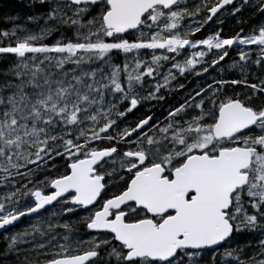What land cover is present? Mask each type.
<instances>
[{"label":"snow or ice","instance_id":"snow-or-ice-1","mask_svg":"<svg viewBox=\"0 0 264 264\" xmlns=\"http://www.w3.org/2000/svg\"><path fill=\"white\" fill-rule=\"evenodd\" d=\"M26 6L24 24L0 31L4 254L19 264H264V78L251 79L253 65L264 70V0ZM225 12L239 31L203 35ZM225 66L240 78L192 91L180 82ZM165 92L182 98L161 119L151 108ZM141 106L149 112L128 123ZM70 213L87 241L62 222ZM249 233L261 237L254 246Z\"/></svg>","mask_w":264,"mask_h":264},{"label":"trees","instance_id":"trees-1","mask_svg":"<svg viewBox=\"0 0 264 264\" xmlns=\"http://www.w3.org/2000/svg\"><path fill=\"white\" fill-rule=\"evenodd\" d=\"M27 2L28 0H0V31L10 28L11 25L13 24L22 25L26 22L27 16L31 14L29 9L26 6ZM17 17H19V19H17ZM245 19L249 23H258V21L255 19L254 14L245 13ZM240 27L241 25L237 23V19L233 18L231 15L226 13L225 18L222 20V23L221 21L216 22V20H214V22H210V24L206 26V29L203 32V35H208L213 32L222 30L223 36L230 37V36L235 35V33L239 31ZM244 27H247V24H245ZM201 37H202V34L197 33L194 39L201 38ZM232 58L235 60L238 59V56L235 55V52H233ZM0 67H2V65H0ZM257 76L264 78V70L258 69L253 65L252 70H251V79L259 83ZM220 78L228 79V80L239 79L240 73L239 71H228L227 66H226L225 70L223 72L221 71ZM226 87H228L227 95L242 94L244 91H247V89H245L242 85L241 86H230V87L226 86ZM142 109L143 108H139L134 113H130L127 118L129 119V122L133 123L137 119H139L141 116H143L145 113H148V112H143ZM154 113L160 116L161 119L163 118V115L166 114L164 112H161V113L154 112ZM260 238L261 237L259 236L258 233H249L245 236L244 240L250 241L254 246L255 243ZM1 246L2 245L0 244V249H1ZM253 251H254V248L247 249L246 255L251 256L253 254Z\"/></svg>","mask_w":264,"mask_h":264},{"label":"flooded vegetation","instance_id":"flooded-vegetation-1","mask_svg":"<svg viewBox=\"0 0 264 264\" xmlns=\"http://www.w3.org/2000/svg\"><path fill=\"white\" fill-rule=\"evenodd\" d=\"M234 60V59H232ZM232 61L230 60V63ZM221 71L220 68L218 67L215 70H211L209 74H205L204 77H196L195 75H188L186 78L185 77H180V82L184 83L186 86H188V91H192L195 89L198 84L200 83H211L213 78H220ZM228 76V75H227ZM166 96H168V99H166L162 105L156 106L154 108L156 109H164L165 107H169L170 105L177 104V101H179L182 97L179 94H169V93H164ZM186 94V93H185ZM173 96H175V99H173ZM142 107V106H141ZM144 110H147L146 107ZM59 207V206H57ZM62 222L64 221H70L72 222V226L74 229H76V235L83 238V240L87 241L91 234L88 232L84 224L79 222V214H73L70 213L68 214L67 217H62ZM28 223L27 219H24L20 225V228H23L26 224ZM84 247H87V244H84ZM103 255V254H102ZM7 257L10 258V263L11 264H19V261L17 260L16 256L13 255H8Z\"/></svg>","mask_w":264,"mask_h":264},{"label":"rangeland","instance_id":"rangeland-1","mask_svg":"<svg viewBox=\"0 0 264 264\" xmlns=\"http://www.w3.org/2000/svg\"><path fill=\"white\" fill-rule=\"evenodd\" d=\"M224 17H225V14H222L220 16V19L216 20V22L222 21L224 19ZM14 25H16V24L11 25V27L8 28V29H11ZM30 27H34V26H30ZM235 55H236V53H235ZM146 108L149 110L148 107H146ZM151 112L161 113L162 109H156V108L152 107L151 108ZM127 122L131 123V122H129V119H127ZM4 236H5V233H0V240L4 239ZM1 245L2 246H1V249H0V264H8L7 261H5V259L7 258L8 255L4 254L5 253V249H6V244H1Z\"/></svg>","mask_w":264,"mask_h":264}]
</instances>
